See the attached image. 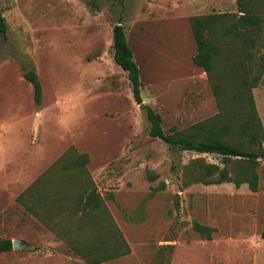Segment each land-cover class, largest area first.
Wrapping results in <instances>:
<instances>
[{
    "label": "rangeland",
    "instance_id": "obj_1",
    "mask_svg": "<svg viewBox=\"0 0 264 264\" xmlns=\"http://www.w3.org/2000/svg\"><path fill=\"white\" fill-rule=\"evenodd\" d=\"M239 9L238 0H0L8 27L0 31V237L20 243L0 251V264H89L18 201L72 146L90 155L88 174L131 246L102 264H264V160L258 191L233 182L185 187L193 159L221 168L235 159L152 136L144 106L162 115L166 132L219 111L193 62L191 17ZM120 21L140 67L142 104L114 60ZM29 70L41 80V103ZM253 93L264 126V75ZM196 222L214 228L212 239Z\"/></svg>",
    "mask_w": 264,
    "mask_h": 264
},
{
    "label": "trees",
    "instance_id": "obj_2",
    "mask_svg": "<svg viewBox=\"0 0 264 264\" xmlns=\"http://www.w3.org/2000/svg\"><path fill=\"white\" fill-rule=\"evenodd\" d=\"M238 4L239 13L191 17L197 46L193 62L207 73L219 111L185 129L174 125L166 132L162 115L152 106L144 105L152 136L183 151L218 153L228 160L235 159L234 165L223 168L203 157L193 159L183 168L185 187L197 182L206 185L233 182L238 187L247 183L253 191L261 187L259 167L264 160V126L253 88L264 75V16L259 12L264 0H238ZM7 29L0 10V31L6 33ZM113 39L114 60L127 71L134 98L142 104L140 67L121 21L114 27ZM26 77L34 86L36 102L41 103L43 88L38 74L29 70ZM89 162L88 153L70 147L19 195L18 201L87 263L102 264L131 253V246L89 176ZM58 175L66 177L61 179ZM160 186L165 188V182ZM110 198L114 195L110 194ZM194 229L204 238L212 239L214 228L196 222ZM12 247L11 239L0 237V251Z\"/></svg>",
    "mask_w": 264,
    "mask_h": 264
},
{
    "label": "water",
    "instance_id": "obj_3",
    "mask_svg": "<svg viewBox=\"0 0 264 264\" xmlns=\"http://www.w3.org/2000/svg\"><path fill=\"white\" fill-rule=\"evenodd\" d=\"M19 244H20V243H19L18 241H14V242H13V245H14L15 247H18Z\"/></svg>",
    "mask_w": 264,
    "mask_h": 264
}]
</instances>
